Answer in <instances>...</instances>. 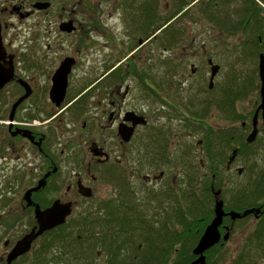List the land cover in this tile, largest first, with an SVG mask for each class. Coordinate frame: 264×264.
I'll use <instances>...</instances> for the list:
<instances>
[{
	"label": "flooded vegetation",
	"instance_id": "obj_1",
	"mask_svg": "<svg viewBox=\"0 0 264 264\" xmlns=\"http://www.w3.org/2000/svg\"><path fill=\"white\" fill-rule=\"evenodd\" d=\"M200 1L182 8L178 0L163 15L160 0H0V264H113L114 253H142L133 261L173 253V225L204 220L209 203L224 200L225 174L240 157L256 155L254 145L264 146V0H243L242 15L223 21L202 6L220 34H233L237 49L253 51L247 58L257 60L260 48L258 71L242 81L243 89L237 84L230 105L224 53L210 50L209 40L201 47L203 62L190 47L162 58L178 49L174 22ZM162 65L173 74L162 75ZM173 120L201 135L197 158L189 151L185 160L174 158L173 129L167 130ZM254 129L256 139L247 142ZM251 161L246 170L258 176L264 164ZM190 169L201 175L196 182L205 178L202 188L193 187L195 198L184 189L194 181ZM253 203L239 212L264 214V204ZM55 205L71 208L65 222L9 261ZM224 208L234 210L225 201ZM260 215L225 216L217 245L227 227L231 237L236 221L251 217L257 224Z\"/></svg>",
	"mask_w": 264,
	"mask_h": 264
},
{
	"label": "rangeland",
	"instance_id": "obj_2",
	"mask_svg": "<svg viewBox=\"0 0 264 264\" xmlns=\"http://www.w3.org/2000/svg\"><path fill=\"white\" fill-rule=\"evenodd\" d=\"M183 1L184 0L181 1V6L183 4ZM185 1L188 3L190 0ZM160 2L163 15H167V12L165 11H173V7L175 3L178 2V0H160ZM203 4L209 5L208 11H210L209 13L216 17V20L223 21V17H229L231 15H235V17H238L239 15H242L241 8L243 7L242 5L244 4V2L243 0H201L194 9L190 8L188 11L184 12L182 18H180L179 21L177 20L174 22V31L178 30V33L174 35L178 38L177 45H175L178 49H171V56H169V54H165L164 56L162 52V58L173 59V52L175 53V51H177V54H179L182 52L183 47H190L189 49L193 48L196 51V58H199L202 61L205 56L203 55L201 47L202 45H205V41L209 40L210 50L215 51L216 49L220 48L224 53L223 58L225 63V92L228 99L230 97V94L228 92L231 91L229 88L232 87V85L229 83L230 80L232 79L236 81V79H238L240 81L238 82V85H241L243 80L245 81L247 78L253 76L257 69L258 56L257 60L256 58L255 60H251L250 57L247 58L249 55L248 52L247 54H245V52L243 51V48H245L244 46H240L241 49L240 47L238 49L236 48L235 45H237L238 42V38L236 36H233V34H220L218 30L219 28L215 21L211 18H206L204 14H202ZM231 20L233 21L234 19H229V21ZM204 23H208L209 31L204 28ZM212 30H214V32H212ZM192 37L195 39V43L193 46H190L192 44ZM242 38L244 40L247 39V35H242ZM166 73L173 74V67H169V65H162L161 74L164 75ZM226 103L227 105H230V103H228L227 101ZM164 122L165 120H162V124L158 126L159 131L165 130ZM167 125V130L172 131L173 129V139H175L174 141L176 142L173 144L174 158L185 160V151L191 152L190 155H192L194 158H197L198 153L196 151H199V148H197V141L198 139H200L201 135H190L187 127L183 126L181 122L176 120H173V126H171L172 124H170L169 121H167ZM253 147L254 150L258 149L257 154L254 156L252 155L249 159L240 157V160L234 163L233 170L227 172L222 180L224 183L225 202L227 203V207L234 204V202L232 203V200L236 201L237 203L239 202V198L237 197L241 196L239 192L243 191L248 181L250 182L251 174L249 170H246V168L252 162L251 160L258 162L259 166H262L264 164V157L262 156V154L264 153V146H262L261 143H258ZM194 149H196V151ZM249 152L251 151L248 150V153ZM230 154V150H226L223 157L225 162ZM239 167H244V171L241 174H239V172L237 171ZM190 170L191 171L187 173L193 174L191 176L194 181L191 183L192 186L188 187V185H184V189L190 196L192 195L193 198H195L196 196L192 192L195 190L193 189V187L195 188V186H200L202 188L203 183L200 182H202L205 178L201 179L199 183L196 182L195 179L198 174L199 177H201V175L196 169ZM187 180L190 181V176L185 177L184 182H187ZM209 206L211 209H213L214 203L210 202ZM210 211L211 210H209V212ZM200 212L201 211H197L199 217L201 216ZM174 214L176 215V218H178L179 214H176V212ZM210 215L211 214L209 213V216ZM179 226L181 225H178V227ZM255 227L256 224L253 222V218L251 217L246 220L236 221L234 224V229L231 233V237H229V239L225 241L223 245H219L218 248L214 251V253H221V255H219L217 258L218 264H232L233 260L239 255V253H243L245 251L247 239L254 233ZM192 240V237L190 239L188 238V245L192 244ZM103 259L105 258L103 257ZM65 264L76 263L70 261L68 263L66 262ZM261 264H264V261Z\"/></svg>",
	"mask_w": 264,
	"mask_h": 264
},
{
	"label": "trees",
	"instance_id": "obj_3",
	"mask_svg": "<svg viewBox=\"0 0 264 264\" xmlns=\"http://www.w3.org/2000/svg\"><path fill=\"white\" fill-rule=\"evenodd\" d=\"M177 1V0H175ZM182 1V0H181ZM195 0H190L188 3L184 0L182 4V8L184 6H187L191 3H193ZM180 8V9H182ZM257 19L259 17L257 16ZM260 20V19H259ZM164 24V22H163ZM171 27V26H170ZM169 27V28H170ZM168 28V29H169ZM178 33V30L174 31L172 30L173 35H176ZM258 43L257 35L255 37V43ZM256 56H258V53L260 51L259 46H257ZM243 51L245 54L253 55V51L248 50V48H243ZM256 71H258L256 69ZM248 79V78H247ZM240 82L238 79L236 81L230 80V84L232 87L229 89L231 90L228 92L229 94L231 92H234L237 88V84ZM240 88L243 89L244 87ZM227 102L229 103V98L227 99ZM244 139V138H243ZM245 145V141H243ZM248 146V145H247ZM210 179V178H209ZM211 180V179H210ZM209 183L213 184L215 187L221 188L222 185L217 184L215 181ZM237 192V191H236ZM256 193L257 201L253 200V193ZM224 193V188H223ZM241 196H237L239 198V202L232 200L231 206L229 205L228 209H234L241 211L245 207H250L251 202H254L252 205H260L264 204L261 203L260 198H264V170H262L258 176H253L251 174L250 182L248 181L246 184V187L243 189V191L239 192ZM224 201H225V195L223 194ZM242 197V198H240ZM252 197V199H251ZM251 199V200H250ZM236 202V203H235ZM247 202V203H246ZM226 203V202H225ZM227 207V203H226ZM244 207V208H242ZM210 216L203 219H197L193 221L192 225L183 223L181 226L178 227V225H173V253H146L144 259L133 261L135 255H141L142 253H114L113 257V264H189L191 261H193L196 256L193 254V247L198 243L202 233L204 232L206 225L213 219L214 217V209L210 208ZM185 216H182L179 213V216L177 219H180ZM228 222H231L229 219ZM193 238L192 244L188 245V238ZM74 243V240H73ZM219 245L215 246L213 249L209 251L206 258L205 264H218L217 258L221 253H214V251L218 248ZM261 252V253H259ZM140 260V261H139ZM264 261V214L260 215V220L256 224L254 233L249 236L247 239V244L245 246V251L243 253H239V255L233 260L232 264H261Z\"/></svg>",
	"mask_w": 264,
	"mask_h": 264
},
{
	"label": "water",
	"instance_id": "obj_4",
	"mask_svg": "<svg viewBox=\"0 0 264 264\" xmlns=\"http://www.w3.org/2000/svg\"><path fill=\"white\" fill-rule=\"evenodd\" d=\"M65 25H68L67 23ZM65 65L68 66V62L65 61L63 66ZM259 69H260V77H261V96H262V102L259 106V109L263 110V115H264V54L262 53L260 56V63H259ZM218 71V66L214 65L213 66V71H212V77L215 76V74ZM4 83V81H0V86ZM257 129H254L247 137V142H253L256 137H257ZM220 192H218L219 194ZM54 211H59V215H55ZM71 208L69 205L66 206V209H63V207L60 209L58 206H54L52 209L53 216H51L50 220L48 222H45L44 219H41V226L40 229L37 233L35 234H30L27 236V238L22 241L21 245L16 247V250L18 252L16 253H11L9 257V261L12 259L16 258L18 255L22 254V252L28 250L30 248L31 242L33 241L34 238L37 237V235L41 234L44 230L48 228H52L54 226H57L63 222H65V219L68 214H70ZM261 212L260 208H249L246 209L244 212H239V211H229L226 212L224 208V200L223 199H217L215 203V208H214V213L215 216L212 219V221L207 225L204 233L200 237L197 245L193 249V254L196 256V258L191 261L189 264H205L206 263V251L209 250L210 248L214 247L216 244H218L221 239H222V234L220 232V226L224 222V217L227 215H230L232 220H235L237 218H242L246 217L249 214H254L256 216H259ZM230 237V228L227 227V231L223 236V240L227 241Z\"/></svg>",
	"mask_w": 264,
	"mask_h": 264
}]
</instances>
